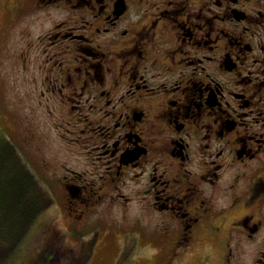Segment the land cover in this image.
Listing matches in <instances>:
<instances>
[{
  "label": "flooded vegetation",
  "instance_id": "af4514ba",
  "mask_svg": "<svg viewBox=\"0 0 264 264\" xmlns=\"http://www.w3.org/2000/svg\"><path fill=\"white\" fill-rule=\"evenodd\" d=\"M0 3L8 32L21 25L27 97L74 155L51 166L19 140L47 210L61 206L38 263L143 242L156 264H264V0Z\"/></svg>",
  "mask_w": 264,
  "mask_h": 264
},
{
  "label": "rangeland",
  "instance_id": "374dc122",
  "mask_svg": "<svg viewBox=\"0 0 264 264\" xmlns=\"http://www.w3.org/2000/svg\"><path fill=\"white\" fill-rule=\"evenodd\" d=\"M2 1V0H1ZM0 3V50L4 49L2 55L0 56V149L4 146L6 147L9 141V137L12 142L17 143L19 148L16 146V154L20 157V160L24 163L23 151L25 150L23 146L19 144L20 138H27V143L32 142L33 152L36 157L41 155L50 160L51 166H57L61 161L68 165H72L74 162V155L68 154L66 151L59 146L57 139V133L52 131L54 124L50 119V116L40 115V111L34 108H38L31 98L28 99V91L26 88L27 78L31 79V75L27 73L21 65L15 61L14 54L21 51L23 47V41L18 34V27L9 33L7 28L9 23L5 20L3 15V9ZM30 17V16H29ZM25 25L30 28L31 31L38 32V26L41 27V22L37 18L32 17L25 20ZM4 45V46H3ZM10 48V53H9ZM12 51H14L12 53ZM27 76V78H26ZM29 83L27 82V85ZM34 104V105H33ZM25 113L30 116L26 120L24 118ZM55 128V127H54ZM31 138V139H30ZM59 138V136H58ZM60 140V138H59ZM58 145V146H57ZM4 149V148H3ZM15 155V154H14ZM4 158H2V163ZM26 163V162H25ZM126 192V188L123 190ZM129 191V190H128ZM44 194V192H43ZM60 205L52 206L47 210V206L43 208L40 213V218L37 221L35 228V242L30 243L28 239L24 236L19 241L17 250L15 251L12 258L7 261V264H40L37 261V254L35 253L34 245L41 243L40 230L44 225L50 222L52 215L59 213L58 209ZM108 211L110 218L114 220L121 221L125 219L123 217V210L119 205L112 206ZM101 214V213H98ZM109 218V217H108ZM142 218H144L142 216ZM63 219L60 216L61 220ZM149 218L142 219L143 223ZM146 225H148L146 223ZM26 238V239H25ZM122 233L116 232V242L121 244L123 242ZM122 246V244H121ZM145 247V243H141L137 249V253L125 254L120 248H114L111 254L103 255V259H99L95 256L90 264H152L156 261L157 256L152 252V245L148 244ZM253 247V246H252ZM248 248L244 249L243 258L249 259L253 254L254 250L251 249L246 252ZM142 251V252H139ZM196 255V253H195ZM88 254L81 253L77 251L74 253H69L64 256H60L62 259H58L51 264H81L82 260H86ZM77 257V258H76ZM75 258V259H74ZM251 260V259H249ZM160 261V258L155 262V264ZM36 262V263H35ZM131 262V263H130ZM212 264V263H211Z\"/></svg>",
  "mask_w": 264,
  "mask_h": 264
},
{
  "label": "trees",
  "instance_id": "16d2710c",
  "mask_svg": "<svg viewBox=\"0 0 264 264\" xmlns=\"http://www.w3.org/2000/svg\"><path fill=\"white\" fill-rule=\"evenodd\" d=\"M3 148L0 149V162L4 158L0 163V264H7L45 203L35 176L12 144Z\"/></svg>",
  "mask_w": 264,
  "mask_h": 264
}]
</instances>
